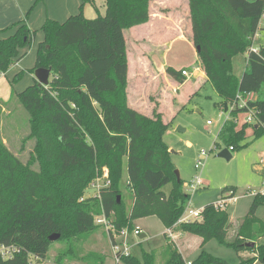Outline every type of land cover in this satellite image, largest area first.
I'll return each mask as SVG.
<instances>
[{"label": "trees", "instance_id": "1", "mask_svg": "<svg viewBox=\"0 0 264 264\" xmlns=\"http://www.w3.org/2000/svg\"><path fill=\"white\" fill-rule=\"evenodd\" d=\"M92 1L82 0L83 4ZM188 6V39L195 49L199 47L197 67L220 97L219 108L224 111L225 105L230 107L238 93L258 95L249 105L257 111L256 128L245 124L238 127L235 117L245 111L235 109L217 134L214 148H231V154L247 146L238 144L248 128L255 139L264 137V99L260 98L264 46H259L257 53L250 52L264 16V0H188ZM104 7V15L94 19L80 13L62 24L46 20L29 73L40 68L50 70L49 84L43 87L35 81L13 96L28 113L27 140L33 142V150L24 163L8 149L0 134V248L22 251L9 259L0 256V264H29V257L39 263L50 250L52 235H59L56 242L69 243L68 252L73 240L95 230L94 217L101 214L117 231L129 232L133 221L155 216L165 229L200 238L201 248L216 240L237 255L253 254L238 256L237 264H264V221L255 218L257 208L264 203L259 193L231 240L226 238L228 213L214 205L202 209L199 221L178 224L190 196L184 194L183 182L176 179L164 142L168 123L158 112L146 116L135 111L126 100L124 31L148 22L150 0H104ZM9 30L14 32L0 39V75L10 69L36 35L25 21ZM260 34L264 37V29ZM239 54H247L241 78L232 68V60ZM181 71L164 69L165 76L179 84L184 82ZM103 170L107 171L109 187L94 198L80 201ZM167 184H171L168 194L162 191ZM229 193L222 199L234 198V192ZM164 238L169 240L167 234ZM248 243L254 246H246ZM159 257L163 264H187L171 243ZM156 258L154 252L145 251L141 260L130 255L121 263L155 264ZM188 263L229 264L203 250Z\"/></svg>", "mask_w": 264, "mask_h": 264}, {"label": "rangeland", "instance_id": "2", "mask_svg": "<svg viewBox=\"0 0 264 264\" xmlns=\"http://www.w3.org/2000/svg\"><path fill=\"white\" fill-rule=\"evenodd\" d=\"M170 1L177 3L176 10H170ZM188 7V0H150L148 22L124 31L128 62L126 100L128 106H133L142 113L159 112L163 114L164 122L168 123L164 142L169 149L171 163L183 182L182 190L184 194L190 196L185 209L186 214L187 211H201L206 206L225 201L221 210H226L228 213L230 228L226 238L231 240L235 236L238 225L248 214L254 196L258 193L264 196L262 194L264 190V137L255 139L251 129L248 128L245 139L238 144L239 147L247 145L246 147L231 152L232 157L229 161L217 157L224 147L218 145L215 149L214 143H218L217 134L221 126L227 119H230V110L225 113L219 108L221 99L210 84L197 78L198 72H194L193 77L187 79L183 85L175 83L176 85L169 86L160 75L152 77L151 71L154 67L151 61L152 54L157 57L155 62L160 61L177 71L182 69L193 71L197 66L195 50L187 38L189 36L185 38L186 41L176 40L173 45L168 46L166 51L163 46L179 32L178 29L184 36L191 34ZM96 8H92L93 13L87 15V19L104 15V8L101 4L97 3ZM159 8L162 10V15L150 20L151 11H153L151 9ZM172 19L177 20V25L175 23L174 27L170 22ZM35 33L38 38L39 32ZM260 35L254 44L256 48L264 46V37ZM37 44V41L31 42L27 52L30 48L31 50L21 58L23 60L27 57L19 78L10 84L6 80H3V84L0 83V108L2 109L0 111V134L8 149L24 163L33 150V142L27 140L29 135L28 113L16 100H13V96L33 84L29 69L25 65L32 61L33 55L35 61L33 47L35 46L36 49ZM246 58L247 54H239L233 59V64L238 62L241 65L243 70L241 75L246 70ZM9 80H12V77ZM260 98L264 99V86L260 91ZM6 102L8 104L4 105ZM235 118L241 124L244 114L240 113ZM201 152H205L207 157L201 160V167L195 169ZM195 178H199L202 185L191 191L190 185ZM90 184L83 193L84 199L97 196ZM121 189L128 202L124 184L121 185ZM170 189L171 184H167L162 191L168 194ZM223 189L228 190L222 195ZM230 191L234 192V198L223 200L222 198L227 197ZM255 218L264 221V203L257 208ZM136 228L141 230L144 237L131 235L128 237V245L131 246V255L139 260H141L142 252H154L157 255L155 264H163L160 257L158 258L163 249L171 243L178 250L176 245L182 243L176 240L175 244L171 238L165 239L163 234H167L166 229L155 216L133 221V230ZM196 239L197 237L194 240ZM68 247L69 243L55 241L51 244L45 258L39 263L35 261L34 263L57 264V261H60V264H122L114 262L111 241L104 227L101 226H96L89 235L73 240L71 249L67 252ZM190 249V253H182L186 258V263L195 259L201 250L229 264H237L238 256H243L244 253L248 257L253 255L250 252L237 255L233 249L222 246L216 240L208 241L202 248L199 244L192 243ZM255 264L261 263L256 262Z\"/></svg>", "mask_w": 264, "mask_h": 264}, {"label": "crops", "instance_id": "3", "mask_svg": "<svg viewBox=\"0 0 264 264\" xmlns=\"http://www.w3.org/2000/svg\"><path fill=\"white\" fill-rule=\"evenodd\" d=\"M97 3L101 4V6L104 8V13H105L104 0H93L91 3H86V4H83L82 0H0V39L10 36L14 32V30H9V29L11 27H13L14 25L20 24L21 22L25 21V25L27 26V28L30 31H33V32L38 31L39 32L38 38H36L37 37V34H36L35 37L33 38V41H32V42L37 41L39 44L43 40V34L41 32V27L46 20H52V21H55L59 24H62L64 22H66L68 19H70L71 17L78 16L80 13L83 15L84 18L87 19L86 16L91 15L93 13L92 8H94V7L96 8ZM176 4L177 3H175L174 1L169 2V8L171 11L176 10V7H177ZM172 7H173V9H172ZM163 9H165V7H163ZM96 10L98 13L97 8H96ZM151 10H153V11H151L150 20L151 19H153V20L157 19V18H159L160 14L162 15L161 8L151 9ZM176 21L177 20H174V19H172L170 21L172 23L173 27H174L175 23L177 25ZM133 28H135V27H133ZM178 31L179 32L176 35H174L171 40L165 42V44L163 45L165 51L167 50L168 46L173 45V43L176 40H185V38L188 36V35L184 36L182 31H180V29H178ZM189 43H190V41H189ZM190 45L192 46L191 43H190ZM27 48L21 50L19 59L10 67V69L5 74L0 75V83L3 84V80H6L10 84L15 79L19 78V77L17 78V76L21 75L20 73L22 72V69H23L22 67H23L25 59L27 57L23 60L21 58L24 55L26 56L29 53V51L31 50V48H30L27 52ZM36 49H37V47H36ZM36 49L34 46L33 47L34 54H36V51H35ZM193 49L195 50L194 47H193ZM195 54H196V50H195ZM162 55H163V53H162ZM29 56H31V55H29ZM162 57H161V59H162ZM156 58H157L156 55H154V54L151 55V61H152V64L154 65V67L152 69L153 72L151 71V73L153 74L152 77L155 78V77L160 75L167 85H169V86L170 85H176L177 82H174L165 76L164 69L167 66L162 64L160 61H158V63L155 62ZM34 64H35V61H34V55H33L32 61L30 63H27L25 65V67L30 70L34 67ZM245 64H246V59H245ZM232 68H233L234 75L237 78H241V76L243 75V74L241 75V73L243 71L241 68V65L238 64V62L233 64V60H232ZM182 70H184V69H182ZM29 75L32 77L33 84H34V82L36 80H35L33 74H29ZM11 77H12V80H9ZM197 78L204 80L203 72L197 73ZM185 81L186 80L184 79V82L182 84L178 83V85H183L185 83ZM172 83H174V84H172ZM178 89H179V86H178ZM19 93H21V92H19ZM6 104H7V102H6ZM6 104H4V105H6ZM132 107L133 106H131L130 108H132ZM132 109H134L135 111H137L143 115H146V116H152V114H153V113H150V114L142 113L134 107ZM161 115H163V114H161ZM242 122H243V120L241 121V124L239 123L237 126L240 127L243 124ZM251 133H252V130H251ZM168 230L170 231V234L167 233V236L169 238H171V240L175 244H176V240H178V242L179 241L182 242V243L177 244L176 246H177L178 250H180L178 252L182 255L184 261L186 262V258H184L182 253H184V252L190 253L191 252L190 248H192V243H195L196 245L199 244V246H200L201 239L197 237V239L194 240L196 238V236L194 237V236L189 235V234L183 235V234L174 232L173 230H170V229H166V232ZM242 255H243V257L248 256V255H245V253Z\"/></svg>", "mask_w": 264, "mask_h": 264}, {"label": "built area", "instance_id": "4", "mask_svg": "<svg viewBox=\"0 0 264 264\" xmlns=\"http://www.w3.org/2000/svg\"><path fill=\"white\" fill-rule=\"evenodd\" d=\"M264 29V16H262L260 23H259V29L256 32L254 36V43L256 41V38L260 35L261 30ZM250 52L252 53H257V48L252 47L250 49ZM194 72H202L200 68L197 66L193 69V71H188L187 69H184L181 71V76L187 80L191 79L193 77ZM257 97L254 93H246V94H236L234 101L230 105V107H227L228 110H244V119H243V124L248 125V126H253L256 125L257 122V111L252 109L249 105L251 103H254L256 101ZM236 125L239 124L238 119L236 118L235 121ZM209 124V123H208ZM231 150V148H230ZM229 150V151H230ZM207 154L205 152H201L198 156V161L195 165V169H199L201 167V160L203 158H206ZM110 182L108 180V174L106 170L102 171V175L96 177L94 181L91 182L90 186L96 191V194L100 192L102 188L109 187ZM202 185V182L199 178H195L190 185V190L194 191L198 187ZM263 185H264V178H263ZM262 194H264V190H262ZM96 196V195H95ZM232 199V198H230ZM84 200L82 198L80 201ZM225 201H221L217 204L214 205L215 209L221 210L223 208ZM202 211V210H201ZM201 211L198 210H191L187 211L186 210L183 213L182 217L179 219L178 224L183 223V222H191V221H199L201 219ZM94 223L97 226L104 227V230L107 232V235L109 237V240L111 241V251L113 254V259L114 262L119 263L121 262L123 257H128L131 255L130 250L131 246L128 245V237L129 236H134V237H140L142 236L141 230L136 228L129 232L127 229H123L121 231H117L111 221L107 219L104 215L96 216L94 219ZM168 234H170V231H167ZM22 251L16 249L15 247H1L0 248V256L2 259H9L13 257L15 254H20ZM29 264H35L32 261V258L29 257ZM189 264V263H187Z\"/></svg>", "mask_w": 264, "mask_h": 264}, {"label": "water", "instance_id": "5", "mask_svg": "<svg viewBox=\"0 0 264 264\" xmlns=\"http://www.w3.org/2000/svg\"><path fill=\"white\" fill-rule=\"evenodd\" d=\"M195 50H196V53H198L199 47H197ZM33 76H34L36 82L38 83V85L46 87L49 84L50 70L42 69V68L36 69L34 71ZM227 111H228V108H227V105H225L224 112L227 113ZM254 128H256V125ZM217 157L224 158L227 161H229L232 156H231L229 150L223 149L220 153L217 154ZM175 176H176L177 181H180L179 173L176 170H175ZM143 237H144V235H142L141 238H143ZM58 239H59V235H52L49 237V241H51V242H55ZM246 246L253 247L254 243H248Z\"/></svg>", "mask_w": 264, "mask_h": 264}]
</instances>
